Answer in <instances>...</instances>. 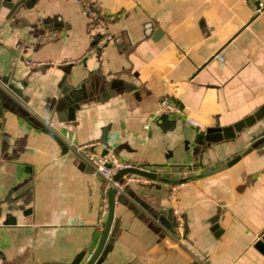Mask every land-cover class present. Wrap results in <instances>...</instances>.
I'll use <instances>...</instances> for the list:
<instances>
[{
  "label": "crops",
  "instance_id": "1",
  "mask_svg": "<svg viewBox=\"0 0 264 264\" xmlns=\"http://www.w3.org/2000/svg\"><path fill=\"white\" fill-rule=\"evenodd\" d=\"M95 7L110 37L89 51L102 31L74 0H35L10 14L0 6V78L10 73L21 83L20 97L0 86V264L67 263L92 251L103 227L102 179L70 149L86 141L156 172L117 197L98 264H264L254 246L264 231V141L245 151L264 131V6L96 0ZM64 57L78 61L54 63ZM81 82L87 99L69 112L64 85ZM163 97L181 113L161 121ZM260 109L204 147L183 121L230 127ZM167 207L177 209L180 228L150 216Z\"/></svg>",
  "mask_w": 264,
  "mask_h": 264
},
{
  "label": "water",
  "instance_id": "2",
  "mask_svg": "<svg viewBox=\"0 0 264 264\" xmlns=\"http://www.w3.org/2000/svg\"><path fill=\"white\" fill-rule=\"evenodd\" d=\"M35 0H0V6H4L8 9V14H10L12 11H14L18 6H23L25 8H29ZM254 2L255 7H259V3H262L264 6V0H252ZM0 86L7 92L13 93L15 96L20 97V93L18 91L19 87L21 86V83L18 81H15L13 77H11L10 73H7L2 78H0ZM65 89L63 90V101L66 104L67 111H72L71 109H76L79 106L80 101L87 99V94L84 89V84L81 82L78 85H71V84H65ZM260 111L255 112L252 115H248L241 119V121L233 123L230 127H216L214 129H205V130H199L196 127H194V139L193 142L195 144L201 145L202 147L208 145L210 142L217 141L220 137H224L227 132L230 131H239L241 128V125L243 124H249L253 122V120L260 116ZM161 121L166 120V115L161 114L160 115ZM56 141L61 145L62 142L56 138ZM264 141V131H261L258 138L254 143L251 144L250 147H248L245 151L251 149L256 144ZM243 151V153L245 152ZM241 154L236 155L234 158L227 161V165H230L232 162L239 159ZM84 165L83 163H81ZM123 173H134L139 174L141 176L155 179L156 178V172L149 170V169H142L138 167L131 166L129 168H121L117 170L113 178L116 180H120L121 175ZM127 186L124 187V191ZM113 195H114V189L112 187L108 188L107 190V211L105 215V219L103 221V227L102 231L99 235V238L92 249V251L84 257V251L78 252L70 261L67 263H44V264H79L82 260L81 264H98L106 252L108 251L110 247V242L112 240V237L108 235V229L112 220V212H113ZM120 194L117 196L119 197ZM116 197V199H117ZM135 200L143 207L146 205L143 201L135 197ZM150 216L153 219H157L165 228H169L172 221V212L171 208L167 207L165 210H161L160 212H152L150 213ZM165 216V217H164ZM216 224L213 225L215 228ZM254 246L262 253L264 254V231L262 235H260L259 239L254 243Z\"/></svg>",
  "mask_w": 264,
  "mask_h": 264
},
{
  "label": "built area",
  "instance_id": "3",
  "mask_svg": "<svg viewBox=\"0 0 264 264\" xmlns=\"http://www.w3.org/2000/svg\"><path fill=\"white\" fill-rule=\"evenodd\" d=\"M85 12L86 16L96 25H98L102 31V36L96 41L95 44L89 46L88 50L92 51L95 49V46H100L104 39L110 37L109 33L106 30L105 18L101 15L98 9L95 7L96 0H74ZM263 5L259 3V7ZM50 35L54 36L55 31L51 30ZM218 64L223 63V57L219 53H215ZM78 61V58L64 57L63 59L54 62L55 64L63 63H73ZM47 63L53 64L51 61L44 60H35V59H26V64L29 66L38 67L45 65ZM181 113V107L173 100L168 97H163L160 99L157 105V115H178ZM184 123L196 127L199 130H204V127L193 120L192 118L184 115ZM94 142L86 141L77 144L70 145V149L76 156V158L87 165L95 173H97L102 179V187L100 190V211L98 221L103 223L107 211V190L112 187L114 189L113 202L116 201V197L119 194L124 192V187L131 181L145 182L147 178L139 174L134 173H123L120 180L113 178L114 173L121 168H129L131 166L138 167L137 165L131 163L130 161L123 159L117 155L112 149H107L105 152H97L92 149ZM141 168V167H138ZM181 175H184L187 170L181 169L176 171ZM172 217L176 220V227L180 228L179 217L177 209H172Z\"/></svg>",
  "mask_w": 264,
  "mask_h": 264
}]
</instances>
